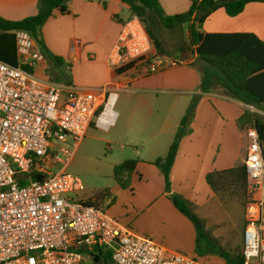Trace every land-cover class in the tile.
<instances>
[{
	"label": "crops",
	"instance_id": "1",
	"mask_svg": "<svg viewBox=\"0 0 264 264\" xmlns=\"http://www.w3.org/2000/svg\"><path fill=\"white\" fill-rule=\"evenodd\" d=\"M38 3L39 0H0V16L22 20L37 14ZM159 3L170 16L185 13L191 7V0H159ZM132 16L128 5L121 0H71L68 11L56 12L39 32V38L43 39L49 51L71 66L72 84L91 89L107 84L122 90L130 85L136 88L125 98L122 108L127 115L116 129L115 140L122 148L134 145L137 150L144 149L149 157L139 159L128 187L118 183L111 190L112 197L96 204L135 233L150 237L170 250L202 263L226 264L219 254H199L195 224L176 207L172 195L182 196L198 211L216 199L207 175L235 165L242 145L239 119L247 110L256 112V107L228 97L219 88L208 93L199 92L202 61L188 45L181 59L177 52L173 54L170 48L176 44L177 37L172 32L174 28L164 25L167 31L163 39L156 36L166 53L158 52L152 73L133 75L135 70L138 71L133 68L119 74L117 69L124 64L114 65L111 56L124 23ZM202 31L248 32L264 41V2L249 3L237 16H230L220 8L208 17ZM186 34L188 36V29ZM160 54L167 60V68L160 66V62L163 63ZM46 61V65L58 74L63 71L56 69L49 58ZM196 95L199 101L191 131L181 140L171 172V191L168 192L164 173L153 162L167 155L181 120ZM139 109L145 112L147 128L141 134H132L128 128ZM120 117L113 107L106 112L105 118L93 123L88 133L94 128H116ZM89 255L94 264H114L112 249L108 247H94ZM86 261L85 257L84 264Z\"/></svg>",
	"mask_w": 264,
	"mask_h": 264
},
{
	"label": "built area",
	"instance_id": "2",
	"mask_svg": "<svg viewBox=\"0 0 264 264\" xmlns=\"http://www.w3.org/2000/svg\"><path fill=\"white\" fill-rule=\"evenodd\" d=\"M13 33L20 65L0 60V264H84L94 247L112 249L114 264H210L135 233L95 203L65 197L84 190L83 180L67 171L68 162L122 89L50 79L40 73L47 57L34 35ZM152 51L144 21L133 15L111 62L143 63ZM70 137L73 150L63 146ZM246 170L243 264H264V141L257 128L247 134Z\"/></svg>",
	"mask_w": 264,
	"mask_h": 264
},
{
	"label": "trees",
	"instance_id": "3",
	"mask_svg": "<svg viewBox=\"0 0 264 264\" xmlns=\"http://www.w3.org/2000/svg\"><path fill=\"white\" fill-rule=\"evenodd\" d=\"M71 0H39L36 15L22 20H8L0 16V60L18 66L15 34L17 29L30 31L38 40L45 55L57 69H63L55 78L57 82L71 84V66L46 47L39 38L40 29L56 12L68 11ZM128 5L133 15L146 21L154 16L167 28H175L182 24L188 25V48L202 61L199 68L201 79L198 91L208 93L214 89L223 92L235 100L252 105L264 111V41L255 34L240 33H206L202 31L205 21L220 8L228 15L237 16L252 2L264 0H191L189 11L167 15L159 0H121ZM147 22V21H146ZM153 41V48L162 54L163 49L159 38L148 27ZM194 65V64H192ZM145 65L138 61L125 64L117 69L119 74L133 68L145 70ZM25 69L31 68L25 67ZM152 73L146 68V74ZM199 96H194L188 106L175 139L165 157L156 159L153 163L161 168L165 176L166 190L171 191V172L175 163L181 140L190 131V125L195 117ZM102 111L99 110L98 114ZM242 134L240 157L232 168L213 171L207 175V182L215 193L216 199L206 204L202 211L194 210L190 203L178 194H173L176 207L195 224L198 232L197 248L200 255L216 253L225 259L226 264L244 263V228L236 227L233 221L234 211H245L250 200L247 181V134L251 128H257L264 141V117L247 110L239 119ZM138 160L128 159L114 168V177L124 188L129 186L130 177L137 169ZM87 203L94 204L92 200ZM96 204V203H95ZM246 224V222H245Z\"/></svg>",
	"mask_w": 264,
	"mask_h": 264
},
{
	"label": "rangeland",
	"instance_id": "4",
	"mask_svg": "<svg viewBox=\"0 0 264 264\" xmlns=\"http://www.w3.org/2000/svg\"><path fill=\"white\" fill-rule=\"evenodd\" d=\"M146 21H144L146 28L148 29L149 27V29L153 31L155 35L163 39V34L166 33L167 29L163 27L162 24L152 15L149 16ZM187 29L188 25L182 24L172 30V32H174L175 36L177 37V41L176 44L171 46L170 49L173 54L177 52L176 54L178 57H180V59L183 56V51L187 49L188 45V36L186 34ZM183 31L186 33L184 34ZM157 55H159V53L153 49L147 60L143 61V64L145 65L144 68H154L152 65L154 64V60L156 59ZM162 59L163 64H160V66L167 68V60L164 58V56H162ZM41 71H44V75L52 80H55V78L58 76V73L55 71V69L47 66L46 63L44 70ZM145 72L146 70H142V72L135 70L133 75ZM132 90H136V88L135 86L130 85L118 93L119 96L114 106V110L121 115L118 126L116 128L112 127L110 130L95 128L92 129L89 133H87L86 137L77 147L71 160L68 162L67 171L79 176L83 180L84 190L78 194H67L65 197H72L75 200H92L94 203H98V201L103 203V201H106L109 197H112L111 190L114 188V186L118 185V182L114 177L115 166L128 159H136L139 161V159L149 157V154L144 149L137 150L134 145H127L122 148L120 145L116 144V129H119V126L123 124L125 115H127V113L123 111L122 107L125 98L130 96V93H132L130 91ZM261 112L263 113L264 111L256 108V113L264 117ZM144 113L145 112L143 109L135 111V116L132 118L131 127L128 128L129 132L132 134H141V132L146 130L147 122L145 121ZM74 145L75 142L70 137L69 142L63 146L68 150H73ZM62 158L64 161H66L64 156H62ZM62 166L63 164L60 163L54 168H51V171L54 173L58 172ZM131 177H133V174ZM233 221L236 224V227L238 226L239 228H244L246 225V210L238 211L237 209V211H234ZM86 258L87 261L85 264H94V261L91 259L89 253H86Z\"/></svg>",
	"mask_w": 264,
	"mask_h": 264
},
{
	"label": "bare ground",
	"instance_id": "5",
	"mask_svg": "<svg viewBox=\"0 0 264 264\" xmlns=\"http://www.w3.org/2000/svg\"><path fill=\"white\" fill-rule=\"evenodd\" d=\"M105 118V117H104Z\"/></svg>",
	"mask_w": 264,
	"mask_h": 264
}]
</instances>
